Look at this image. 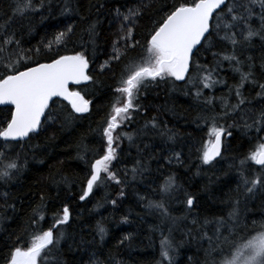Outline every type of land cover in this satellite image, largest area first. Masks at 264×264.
Masks as SVG:
<instances>
[{
  "label": "trees",
  "instance_id": "1",
  "mask_svg": "<svg viewBox=\"0 0 264 264\" xmlns=\"http://www.w3.org/2000/svg\"><path fill=\"white\" fill-rule=\"evenodd\" d=\"M35 2L39 5V0ZM166 2L171 4L173 0ZM66 3L70 11L62 14ZM162 3L164 0H154L145 10L135 30L139 45L130 49L124 60L112 61L103 71L101 65L109 60L120 25L116 9L126 12L130 7L141 6V0H45V6L38 11L12 19L10 27L20 39L21 47L40 49L38 54L31 53L33 61L47 63L59 55L83 52L90 60L89 74L96 83L70 87L91 102L88 113L76 115L64 101L54 99V110L61 112V120L30 141L19 144L13 141L8 142L7 149L0 147V151L19 153L21 160L26 159L24 169L8 184L0 182V264H6L13 247L26 248L33 235L52 227L54 217L62 215L65 206L69 209V221L57 226L64 233L58 253L63 264H160L161 241L169 235L174 237L177 245L174 264H211V257L205 252L210 246L198 232L211 234L215 225L210 223L197 229L191 224L193 218L200 224L205 219H227L228 213L236 207L242 229L235 236L238 243L247 233L253 232L254 221L257 228L264 222V190L247 193L240 177V160L261 142L264 131L258 132L256 127L246 129L240 115L223 114L221 98L239 80L228 61H223L216 74V79L224 82L210 89L186 81L178 83L173 78L149 82L141 94L140 111L133 114L131 123L118 130L133 135V142L126 137L119 141V159L113 161L114 171L124 183L105 181L99 186L94 185L93 191L84 200L80 199L86 190L91 162L103 155L105 142L101 130L121 69L128 60L141 54V46L146 43L153 20L159 18L158 9ZM14 4L15 0H0V24L12 17ZM92 23L96 24L98 32L94 43L87 34L88 25ZM250 23L252 27L260 28L258 17ZM69 24L73 26V32L66 43L54 44L51 51L46 49L42 42L52 40ZM226 47L230 50V46L218 44L212 51H224ZM237 52L241 59L254 57L256 75L264 82L261 69L264 41L255 37L250 45L238 48ZM196 60L200 65L213 64L210 52H202ZM196 75L194 64L188 79L194 81ZM198 88L199 97L196 95ZM256 90L248 85L245 87V93L251 96H255ZM208 100L212 102L207 103ZM232 102H235L234 98ZM7 110L8 107L0 106V116ZM68 113L72 115L64 123L63 118ZM212 117H216L215 123L225 132L221 156L205 165L200 155L204 142L209 139ZM153 118L156 128L148 123ZM4 144L0 140V146ZM137 160L145 170L133 179L132 169ZM249 164L258 173L260 167L251 161ZM169 176L175 177L179 186V191L172 197L159 190ZM5 192L9 194L7 203L2 198ZM185 193L195 197L196 207L187 220H178L175 225L158 210L146 206L150 200L163 199L171 216L183 217ZM41 196L44 197V218L37 219L33 225V209L41 204ZM112 200L117 203L113 205ZM98 223L106 229L103 239L97 233ZM245 224L247 228H244ZM169 229H172L171 233ZM189 229L192 230L191 237L186 235Z\"/></svg>",
  "mask_w": 264,
  "mask_h": 264
},
{
  "label": "snow or ice",
  "instance_id": "2",
  "mask_svg": "<svg viewBox=\"0 0 264 264\" xmlns=\"http://www.w3.org/2000/svg\"><path fill=\"white\" fill-rule=\"evenodd\" d=\"M153 2L154 0H148L144 3L141 0V6L130 7L126 12L116 9L120 25L112 42V53L109 60L101 65V71L110 67L112 61L124 60L128 51L139 45L135 30L145 10L151 7ZM44 6L45 0H39V5L35 0H15L12 17L0 24V106H10L5 114L0 116V140L5 142L0 147L4 149H7L8 142L14 141L19 144L30 141L42 131H46L47 127L61 120V112L54 110L53 98L67 101L72 113L83 114L90 111L91 102L85 95L70 88V85H81L82 82L96 83L89 74V58L83 52H76L72 55H59L47 63L35 62L31 53L35 51L38 54L40 49L22 48L20 39L16 38V32L10 27L14 17H22ZM68 11L70 6L66 3L62 14ZM158 13L159 18L153 20L146 43L141 46V54L128 60L121 69L117 86L113 89L115 95L110 111L101 130L105 142L103 155L90 164V175L81 200L93 191L94 185L99 186L105 181H114L118 185L124 183L114 171L113 161L119 159L117 152L119 141L126 137L133 142V135L118 130L131 123L133 114L140 111L141 94L149 82L174 78L175 81H186L210 89L224 82L216 79V74L223 61H228L232 65V70L239 75V80L230 86L228 94L221 98L223 114L240 115L246 129L256 127L258 132L264 131V82L256 75L254 57L247 56L241 59L237 52L238 48L250 45L255 37L264 41V0H173L171 4L164 0ZM254 17H258L260 21L259 29L252 27L250 23ZM72 32L73 26L69 24L64 31L56 33L52 40L42 43L51 51L54 44L57 46L65 44ZM87 34L94 43V38L98 35L95 23L88 25ZM218 44L228 45L230 50L226 47L224 51L213 52V48ZM202 52L212 54L211 66L200 65L197 62L196 58ZM194 64L197 75L193 81L188 77ZM261 69L264 71V57H261ZM246 85L257 89L255 96L245 93ZM196 95L197 97L201 95L199 88ZM72 113L63 118L64 123L68 122ZM245 116L247 120L244 119ZM215 120L216 117L211 118L209 139L204 142L201 149L200 159L205 165L211 164L221 156V137L225 129L216 124ZM248 120H251V123H248ZM148 123H151L153 128L157 127L155 118ZM260 141L254 150L240 160V177L249 194L264 190V138H260ZM250 161L260 166L258 173L252 170ZM25 166L26 159L21 160L19 153L13 155L8 151H0V182L8 184ZM144 170V166L137 160L136 166L132 169L133 179L142 175ZM159 190L165 196L172 197L179 191L175 177H167ZM8 195L7 192L3 193L5 203ZM120 195L123 196V190ZM185 197L182 202L186 206L183 217L171 216L163 199L150 200L146 206L158 210L162 217L175 225L178 220H187L196 207L195 197L187 193ZM40 199L41 204L33 209V225L37 223V219L44 218V197L41 196ZM111 203L115 205L117 201L112 200ZM69 218V209L65 206L62 215L54 217L53 226L42 231V234L33 235L29 246L13 247L6 264L41 262L63 264L58 253L59 242L63 239L64 233L59 231L57 226L66 225ZM210 223L215 225L211 234L208 231H199L198 234L210 246L205 252L206 256L211 257V264H264V222H260L257 228L254 221L253 232L247 233L239 243L235 236L242 229L240 214L236 207L228 213L227 219L223 217L214 221L205 219L203 224H200L197 218L191 220V224L197 229H202ZM244 228H247L246 224ZM171 231L172 229H169V233ZM105 232L103 225L98 223L97 233L101 239ZM186 235L191 237L192 230L189 229ZM176 252L177 245L171 236L163 237L160 264L164 262L174 264Z\"/></svg>",
  "mask_w": 264,
  "mask_h": 264
},
{
  "label": "water",
  "instance_id": "3",
  "mask_svg": "<svg viewBox=\"0 0 264 264\" xmlns=\"http://www.w3.org/2000/svg\"><path fill=\"white\" fill-rule=\"evenodd\" d=\"M173 79H174V78H173ZM176 82L180 83V82H183V81H176ZM87 83H88V82H82L81 85H74V84H73V85H70V87H71V86H82V85H86ZM53 99H59V100H61V101H64L62 98H53ZM64 102H65L66 104H68L67 101H64ZM68 105H69V104H68ZM69 106H70V105H69ZM2 107H6V106H2ZM8 107H10V106H8ZM70 108H71V106H70ZM74 114H76V115H83L84 113H83V114L74 113ZM221 143H222V137H221ZM221 151H222V147H221ZM218 158H219V157H217L215 160H217ZM215 160H214V161H215ZM214 161H213V162H214ZM256 166L260 167L259 165H256Z\"/></svg>",
  "mask_w": 264,
  "mask_h": 264
},
{
  "label": "rangeland",
  "instance_id": "4",
  "mask_svg": "<svg viewBox=\"0 0 264 264\" xmlns=\"http://www.w3.org/2000/svg\"><path fill=\"white\" fill-rule=\"evenodd\" d=\"M172 238H174V237H172ZM174 241V240H173Z\"/></svg>",
  "mask_w": 264,
  "mask_h": 264
}]
</instances>
